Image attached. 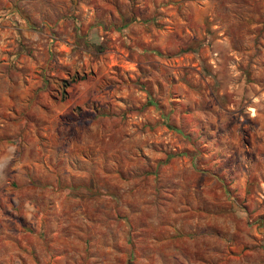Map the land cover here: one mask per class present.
<instances>
[{
  "label": "rangeland",
  "instance_id": "obj_1",
  "mask_svg": "<svg viewBox=\"0 0 264 264\" xmlns=\"http://www.w3.org/2000/svg\"><path fill=\"white\" fill-rule=\"evenodd\" d=\"M0 264H264V0H0Z\"/></svg>",
  "mask_w": 264,
  "mask_h": 264
},
{
  "label": "trees",
  "instance_id": "obj_2",
  "mask_svg": "<svg viewBox=\"0 0 264 264\" xmlns=\"http://www.w3.org/2000/svg\"><path fill=\"white\" fill-rule=\"evenodd\" d=\"M64 82H65V81H64ZM67 84H68V83L65 82L64 84H62V87H63V88L66 87ZM64 95H65V91H64V89H62V91H61V96L64 97ZM171 156H173V155H169V157H171Z\"/></svg>",
  "mask_w": 264,
  "mask_h": 264
}]
</instances>
